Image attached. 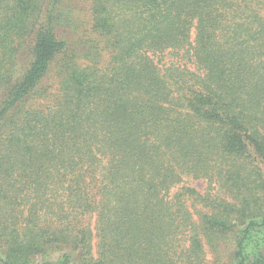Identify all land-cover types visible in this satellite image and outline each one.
Listing matches in <instances>:
<instances>
[{"label": "trees", "instance_id": "1", "mask_svg": "<svg viewBox=\"0 0 264 264\" xmlns=\"http://www.w3.org/2000/svg\"><path fill=\"white\" fill-rule=\"evenodd\" d=\"M206 245L264 264V0H0V264Z\"/></svg>", "mask_w": 264, "mask_h": 264}, {"label": "rangeland", "instance_id": "2", "mask_svg": "<svg viewBox=\"0 0 264 264\" xmlns=\"http://www.w3.org/2000/svg\"><path fill=\"white\" fill-rule=\"evenodd\" d=\"M79 16H80V18L82 17L83 18V12H81L80 14H79ZM105 60H106V58H105ZM198 185H200V184H198ZM94 222H91V227H93L94 226V224H93ZM94 231V230H93ZM95 232V231H94ZM93 232V233H94ZM96 242H97V240H96V238L94 237L93 238V252H95L96 251ZM226 247H228V246H226ZM206 252H207V260H208V264H214V262H215V260H216V258L218 257V255L215 253V252H213V250L210 248V246H207L206 245ZM221 253L222 254H220L221 256H225V255H228V251L226 250V254H225V251L224 250H221Z\"/></svg>", "mask_w": 264, "mask_h": 264}]
</instances>
